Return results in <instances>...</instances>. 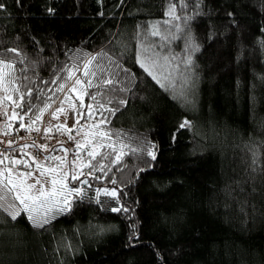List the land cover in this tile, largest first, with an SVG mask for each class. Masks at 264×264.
I'll return each instance as SVG.
<instances>
[{
  "label": "trees",
  "instance_id": "1",
  "mask_svg": "<svg viewBox=\"0 0 264 264\" xmlns=\"http://www.w3.org/2000/svg\"><path fill=\"white\" fill-rule=\"evenodd\" d=\"M169 2L0 0V54L20 52L0 58L15 62L22 91L31 87L44 100L52 97L53 108L64 96L56 89L65 65L104 52L93 66L102 65L105 78L118 71L112 61L129 70L120 71L115 91L82 86L84 107L76 109L85 127L91 105L100 133L108 134L101 136L103 157L86 164L99 169L103 163V171L90 175L89 167L71 166L87 183H66L84 194L66 195L70 211L43 229L32 227L26 214L12 221L0 212V264H264V0H186L185 9L174 0L181 19L166 24ZM186 16L193 17L187 25ZM190 36L200 51L186 65ZM138 53L149 66L158 62L165 84V76L177 86L181 75L188 77L189 102L148 75ZM77 75L84 79L82 71ZM26 102L43 107L33 97ZM184 120L191 124L181 129ZM12 121L1 134L29 116ZM26 150L0 165L27 158Z\"/></svg>",
  "mask_w": 264,
  "mask_h": 264
},
{
  "label": "snow or ice",
  "instance_id": "2",
  "mask_svg": "<svg viewBox=\"0 0 264 264\" xmlns=\"http://www.w3.org/2000/svg\"><path fill=\"white\" fill-rule=\"evenodd\" d=\"M200 0H197V4ZM17 3H20V0H17ZM188 7L186 0H179V8L185 9ZM4 8V4L0 3V9ZM177 4L174 0H170L169 8L165 12V15L168 16L170 19L164 21L166 24H170L172 20H179L181 17L176 13ZM53 9H49V12H52ZM231 16L232 14L229 13ZM185 25L193 19L191 16H186L183 18ZM183 31V29H179ZM152 36H158L159 32L156 30L151 31L150 33ZM261 46L264 47V41H261ZM141 50H146L143 43L140 45ZM185 50L189 53L186 60L184 61L186 65H192L193 59L192 54L200 51V46L195 42L193 37H189L188 42L186 43ZM7 53H14L17 57L20 56V52L17 48H9L6 49L4 53L0 54L6 55ZM107 53L101 52L97 53L96 55L88 54L87 58L84 59L81 63H73L71 66L65 65L64 67L60 68L58 71L66 73V75L60 77L64 83H60L59 87L56 89L57 92L64 93V98L59 101V106L50 112V115L53 120L59 118V114L65 111L63 105L65 101L70 102V107L75 109V105L71 104L73 97H71L68 93L74 91L78 86H84L86 84V88H103L109 91H115V85L118 83V77L120 75V71L128 72V69H122L121 65L112 61L114 67L118 69L115 72H108V78H105L106 69L102 65H94V62L98 60L101 56H106ZM79 61L80 58L77 57ZM23 62V61H21ZM137 63L144 69V71L152 76L154 80L161 87L171 88L174 92L177 99L188 103V86H189V78L181 75L179 80V86H177V81L170 79L169 76H165L163 79L168 83L165 84L161 81L160 76L156 74V71L159 67L158 62L155 60L149 61L144 60L142 61L140 54L138 53L137 56ZM82 71V75L84 79L82 80L80 76L77 75L78 72ZM16 65L14 61L5 60L0 58V91L4 93L3 97H0V104H4L7 102H11L14 105L12 110V115L19 119L20 121L24 120L25 116H29V124L27 125L28 130H35L37 132L40 131L39 128H34V125L38 122L43 120L45 112L52 107V103H56L52 99V97H47V100L43 99V93L40 94L36 93V90L32 89L31 87L27 88V91H22V88L25 87L23 85H19L17 82L20 79L16 76ZM26 79V78H25ZM95 82V83H94ZM53 84L57 83L56 80L52 81ZM67 89V91H66ZM123 91L124 89H120ZM9 92L13 94H18V98L14 95H9ZM85 95H91L85 89ZM26 97H33L36 100H40L43 103V107H39L37 104H33L30 102H26ZM95 99V96L92 97ZM75 99H79L76 97ZM47 101H52V103H48ZM111 103V101H109ZM120 104H125V100H120ZM81 107L83 108L84 105L81 103ZM103 107V106H101ZM88 115L91 116L92 106L88 105ZM16 109H20L24 112L23 115H19ZM112 114H115V109H109ZM32 114V115H29ZM4 115H7V110L4 112ZM34 115V119L32 116ZM78 116L81 113H77ZM106 120H101V123H105ZM65 125H56V130H63L69 133L68 139L69 140H76V137L72 136L71 133L73 130L77 132V136L80 135L81 132L84 131V126L80 124V120L76 121V124L73 128H67ZM191 122L188 120H184L179 127L181 129L190 127ZM91 128H98V125H91ZM20 128H25L23 123L20 124ZM47 133L51 131V128L44 129ZM9 134V133H5ZM107 133H97V132H85L84 139L85 143L93 144L94 140L99 139L101 136H107ZM89 136L92 139H89ZM13 142H8V147H12ZM100 147H105L106 145L100 144ZM21 149L22 157L25 155V150L29 147L36 148L37 154H39L40 150L43 149L45 153H48L50 150L48 149L47 145H21L19 146ZM63 149V146L61 145ZM85 150L84 144H82L79 140H76V159H80V152ZM51 151H56L55 148L51 149ZM65 155L64 157L61 156H50L45 155V161H52L54 166L45 167L43 163L39 162L35 156H32V162L35 164V168H31L29 161L27 159H20V160H11V165L23 164L25 166L24 171L16 170L12 167L7 168L4 171H0V212L6 213L8 217L11 218L12 221H16L18 217L22 214H26L27 220L32 225V227L36 229H43L46 225L50 223V220L55 218L56 215L65 213L70 211L71 208V201L65 199L66 195H75V196H82L84 194L83 189L76 188V187H68V183L66 181H77L81 184H86L87 180H81L80 176L84 173L81 171L79 175H73L71 171V166L75 164V160L69 161L67 160V155L71 151L70 149H63ZM113 152L115 149L113 147ZM155 159V154L153 152L148 153ZM253 156V165L255 164L256 153L255 151L251 152ZM87 155L91 158V160H96L97 156L103 157V153H97L95 151L88 152ZM8 159V157L0 158V164L4 163V160ZM121 156L117 155L115 160L111 162L116 164L120 161ZM69 165L68 171H63L64 165ZM82 167H89L90 171L89 174H93L94 171L99 170L103 171L105 165L100 163L99 169L95 168L91 162L88 165H82ZM31 170H28L30 169ZM254 170V169H253ZM38 173V175H35ZM31 181V182H30ZM113 184L116 183L115 180L112 181ZM98 194L103 192L105 195H109L115 197L117 195L115 190L108 191L107 189H98ZM12 196L13 201H18L19 204L16 203H7L8 195ZM127 211V209L121 208H113L112 211L119 212V211ZM4 220V216L0 215V222Z\"/></svg>",
  "mask_w": 264,
  "mask_h": 264
},
{
  "label": "rangeland",
  "instance_id": "3",
  "mask_svg": "<svg viewBox=\"0 0 264 264\" xmlns=\"http://www.w3.org/2000/svg\"><path fill=\"white\" fill-rule=\"evenodd\" d=\"M141 56V59L142 61H144V58ZM67 91V89H66ZM71 97H73V100L71 101V104H74L75 105V109H73L72 107H70V102L69 101H65L63 107L65 109V111L61 114H59V118L58 119H55L53 120L51 115H50V112L51 111H54L58 106H59V103L53 108L49 109L48 112H45L44 114V117H45V120H46V125H47V128H51V131H48V132H53V130L55 131H58L56 130V125H65V122L66 123V127L67 128H71L72 126L75 125V122H76V109L78 107V110L80 111L81 109H83L81 107V103L84 105V99H83V96H84V92H83V87L82 86H78L74 91L68 93ZM4 93L2 91H0V97H3ZM9 95H14L13 93L9 92ZM16 98H18L17 96H15ZM76 97H79V99H75ZM64 98V96L62 97V99ZM61 99V100H62ZM14 108V105L9 101L7 103H4V104H0V134H1V131L5 130L6 127H11V122L12 119L14 120L16 117H14L12 115V110ZM7 110V115H4V112ZM17 111V109H16ZM82 112V110H81ZM88 120L87 121V124L85 125L84 127V131L80 133L79 136L76 135H73L74 137H76V140H79L82 144H84V149L83 151L80 152V159H76V156L75 154H71V152L68 153L67 155V160H69V156L71 155V159L72 161L75 160V164L72 165V166H76L77 169H80L82 167V165H86L89 160L91 159L87 153L88 152H91V151H95V152H99L100 149L102 147H100L99 145L102 144L103 142L101 141V137L97 140H94L93 144H87L85 143V139H84V133L85 132H88V133H91V132H97V133H100V127L98 128H91L90 126L95 124V125H98L99 126V121L98 119H95L94 115L92 114L91 116L88 115ZM62 134H60V133ZM57 133L61 135L62 139L60 140H57L55 141L56 144L53 146L56 151H50L48 152V154H54V152H57L58 153V156H64L65 153L63 151V149H70V147L68 146V144L65 143V139L66 137L68 138V135L69 133L66 132V131H63V130H59ZM72 135V134H71ZM89 139H92L91 136H89ZM76 140H71L70 143H75V147H72V151H75L76 152ZM26 143V142H24ZM28 143V142H27ZM23 143L20 144V146L22 145ZM44 145V144H41V146ZM61 145L63 146V149L61 148ZM67 146V147H66ZM52 147V148H53ZM70 149V150H71ZM27 153L28 155L26 156L27 158H23V159H27L29 161V164L31 165V168H35V164L32 162V159L31 157L34 156L33 152L34 150L32 149V147H29L27 150ZM45 153L42 151L41 154H36L35 157L36 159L43 163L45 167H51V166H54L53 162L52 161H45ZM75 156V157H74ZM18 165V164H17ZM24 166V165H23ZM68 166L67 164L64 165L63 167V171H68ZM9 167H12L16 170H19V171H24L25 168H17L16 165H8V166H1L0 165V171H4L6 170L7 168ZM28 169V170H31ZM35 175H38V173H36ZM31 182V181H30ZM7 203H16L17 205L19 204L18 201H13L12 200V196L9 194L8 197H7Z\"/></svg>",
  "mask_w": 264,
  "mask_h": 264
},
{
  "label": "built area",
  "instance_id": "4",
  "mask_svg": "<svg viewBox=\"0 0 264 264\" xmlns=\"http://www.w3.org/2000/svg\"><path fill=\"white\" fill-rule=\"evenodd\" d=\"M23 124L25 125V128H20V125H18L16 128L7 131L9 134H5L6 132H4L0 135V158L3 156L8 157L18 155L20 151L19 146L22 142H31L35 145L49 144L54 146L56 144L55 141L62 139L61 135L58 133L50 134L44 131V129H46L45 120L34 125V128L40 129L39 132L28 130L27 125L29 122H24ZM9 141L13 142L11 148L8 147ZM70 141L71 140L65 139V143L68 144L69 147H72ZM33 154L36 155L37 152L34 150ZM54 155L58 156V153L54 152Z\"/></svg>",
  "mask_w": 264,
  "mask_h": 264
}]
</instances>
